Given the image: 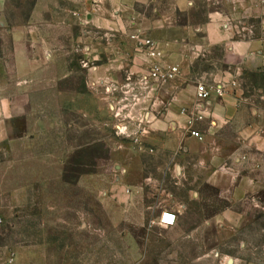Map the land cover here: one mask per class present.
<instances>
[{"label":"rangeland","instance_id":"374dc122","mask_svg":"<svg viewBox=\"0 0 264 264\" xmlns=\"http://www.w3.org/2000/svg\"><path fill=\"white\" fill-rule=\"evenodd\" d=\"M97 2L0 0V264H264V190L235 204L183 191L130 109L142 75L86 74ZM164 208L173 226L157 223Z\"/></svg>","mask_w":264,"mask_h":264},{"label":"crops","instance_id":"0c3cea01","mask_svg":"<svg viewBox=\"0 0 264 264\" xmlns=\"http://www.w3.org/2000/svg\"><path fill=\"white\" fill-rule=\"evenodd\" d=\"M164 1L166 7L158 0H98L88 15L98 33L83 37L86 74L111 86L117 75L143 74L148 59L128 32L154 39L179 73L130 109L146 120L145 140L162 149L159 169L176 173L183 191L211 187L235 204L264 190V7L259 0ZM144 4L148 12L138 8ZM197 5L198 17H190ZM198 82L212 88L206 101L196 98ZM2 112L11 113L9 100ZM4 122L0 116V139L8 133ZM238 215L232 212L233 222Z\"/></svg>","mask_w":264,"mask_h":264},{"label":"built area","instance_id":"2783aa9c","mask_svg":"<svg viewBox=\"0 0 264 264\" xmlns=\"http://www.w3.org/2000/svg\"><path fill=\"white\" fill-rule=\"evenodd\" d=\"M128 38L135 42L136 48L145 54L148 59V67L144 74L138 79V90L134 94V101H139L145 97L144 92L150 90L152 87L160 84H165L175 79L179 73V69L176 65L168 64L164 61V54L160 47H158L156 41L147 36L143 31L139 29H133L128 32ZM260 68L264 71V53L260 56ZM129 79V76H128ZM212 88L208 87L203 82H198L195 85L196 98L198 101H206L210 97ZM218 95H221L222 91L215 89ZM135 103V102H134ZM134 103L130 104L132 106ZM123 106H117L115 110V117H118L123 110ZM126 129V126H119L117 131L122 132ZM191 134L202 139V135L198 131L192 130ZM137 141V137L134 138ZM176 222V213L172 210L164 209L161 211L157 218V223L163 227L173 226Z\"/></svg>","mask_w":264,"mask_h":264},{"label":"water","instance_id":"95a60500","mask_svg":"<svg viewBox=\"0 0 264 264\" xmlns=\"http://www.w3.org/2000/svg\"><path fill=\"white\" fill-rule=\"evenodd\" d=\"M231 262H232V260L231 259H228L227 263L230 264Z\"/></svg>","mask_w":264,"mask_h":264}]
</instances>
